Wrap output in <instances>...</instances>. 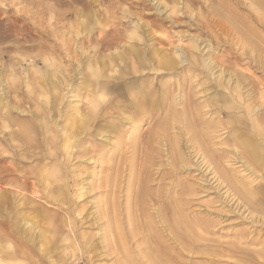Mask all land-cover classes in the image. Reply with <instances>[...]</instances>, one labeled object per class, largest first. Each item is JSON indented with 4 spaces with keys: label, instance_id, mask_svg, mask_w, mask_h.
Segmentation results:
<instances>
[{
    "label": "rangeland",
    "instance_id": "rangeland-1",
    "mask_svg": "<svg viewBox=\"0 0 264 264\" xmlns=\"http://www.w3.org/2000/svg\"><path fill=\"white\" fill-rule=\"evenodd\" d=\"M145 83L152 106L129 107ZM30 128L54 131L70 177L0 183V264H264V0H0V164L54 152L20 142ZM123 131L156 149L149 219L128 210L127 166L116 195L101 186ZM64 184L66 205L50 196Z\"/></svg>",
    "mask_w": 264,
    "mask_h": 264
},
{
    "label": "bare ground",
    "instance_id": "bare-ground-1",
    "mask_svg": "<svg viewBox=\"0 0 264 264\" xmlns=\"http://www.w3.org/2000/svg\"><path fill=\"white\" fill-rule=\"evenodd\" d=\"M108 31H109V29H108ZM110 33H111V31H110ZM197 49L198 50L200 49L198 45H197ZM195 59H198V58H195ZM164 62L167 65V60H165V58H164ZM214 65L215 64H214V61L212 59H209V58L203 59V67L205 68V70L207 72H209L212 75L215 74L213 72ZM220 75L221 74H219V77H220ZM113 83H114V81H113ZM145 85H147V83L144 84V86L138 91V93H136L132 96V98L130 100L129 107H133L135 109H143V108L152 106L153 97L151 94L152 93L151 88H147L148 86L146 87ZM108 91H110V90H108ZM140 98H142V99H140ZM223 100H225L224 97H223ZM111 106L112 105H110V104L103 105V103H101L100 100H94V105L92 108L93 109L97 108L98 110L95 111L96 112L95 115L98 117H101V116L106 115V110L109 109V107H111ZM90 109H91V107H90ZM27 122H29V121H27ZM72 124H74V127L76 126V118L73 120ZM29 125H31V124H29ZM54 135H55L54 131L52 129H47V128L41 129V135H40V129L39 128L38 129H31L30 128L29 132L25 131V133H22L21 137H19L20 142L27 144V146L33 145V144L34 145H42V146H45L46 148L48 146H54V147H56V149L54 150V152H50L49 150H47L43 154H41V156H38V157L33 158V159L23 160L20 157L24 156L25 154H20L19 158H17L18 160L23 161V162H29V163L35 162V164L33 166L34 168H32V170L31 169H26V170L20 169V167H18L16 165L8 167V166H3V165H5L4 163L0 164V169H2V168L5 169V171H0V183L4 184L8 181V182L12 183L13 185L14 184L18 185V183L21 182L22 185H25L28 183H32V181H30V179H34V180L41 182V183L42 182L46 183V182L52 181L56 185V183L58 184L61 180L69 178L70 173H69L68 168L66 167V165L68 164V162H67L68 160H67V157L65 155L64 148H59V146H56L57 143H56ZM118 137L119 138H117V140L112 144L115 148L114 154L112 155L111 152L109 150H107L105 153L106 156L102 157L103 159L100 160V162H99V164L101 163L100 164L101 171L105 172V171L111 170V177H109V174H107L106 178L104 179L101 186L105 188L104 191H105L106 195H111V194L116 195L115 192L119 188L118 187L119 185L117 184L118 180L120 179V177L122 176V173L124 171L123 167L127 166L128 169H130V171H131V173L129 175V180H128L127 185H126L127 186V195L129 197L128 210H130V212H131L134 209H138L141 211V214L146 217V219H149V215H148L146 207H145L148 203V200H149L148 196H150V198L153 199L154 203H157L158 201H160L158 196L155 194V191L149 187V182L152 180V173H151V165L153 163L152 159H153L154 153L156 151L155 147L151 145L152 137L148 136V135L146 137H143L142 139L136 138L133 136L127 137L126 131L118 132ZM96 148L97 147H94L93 150H96ZM83 151H85V149ZM83 151L81 150V152H83ZM62 156H64L63 159H62ZM27 157H30V156L27 155ZM109 157L112 158L111 159L112 162L108 161V160H110ZM7 158H8L7 156H0V162L6 160ZM51 162H55V164L57 163L61 166H64L63 169H64L65 174L63 177L61 175H60L61 177H59L57 175V173H54L49 168H47L48 164ZM97 162L98 161H96V163ZM9 173L12 174V177L10 179L5 178L6 175ZM112 177H113V179L110 181V178H112ZM59 178H62V179H59ZM25 186H27V185H25ZM61 188H62V190L58 193H53L54 191H52L50 193V196H51V199L53 201L58 202V203H62L63 205H66V202H68V200H67L68 199L67 185L66 184L61 185ZM6 189H7L6 185H4L1 190H6ZM79 192H80V190H79ZM10 194H11V192H10ZM84 196H85L84 192H80L77 194L78 199H81ZM41 198H42L41 196H37V195L30 196V199L33 200L34 203L40 201ZM133 198L135 199L134 201L132 200ZM164 202H166V201H164ZM0 203H2V204L4 203L3 198L0 199ZM167 203L168 202H166L165 204H167ZM181 206H182V204L180 201H175L171 205L167 204V209H170L171 211H173L174 214L177 215V216L173 217L174 226L182 227L184 229V227L188 228V226L190 224H189V221L186 219V216L181 211ZM1 209H3V207ZM109 222L107 224H109ZM25 223L26 224L30 223L31 226H35L34 221H32L31 219H26ZM148 225H149V223H148ZM186 234L188 237L195 239L194 238L195 235L192 233V231H188ZM0 237H1V235H0ZM154 238L159 239L158 236H155ZM131 239H133V238H131ZM210 240H213V239H210ZM22 245H23V243H22ZM5 246H7V242L6 243L3 242V244L0 243L1 249L4 248ZM24 246H21V247L16 246L15 251L12 253H9V256L14 258V259H17L18 257H22V256H24L25 258H28V259H31V258L33 259L34 255L31 253L30 250L25 249ZM246 254H247V252H246ZM34 261H35V264L40 263V261H37V262H36V260H34ZM213 261H217V260H213ZM28 264H31V263L29 262Z\"/></svg>",
    "mask_w": 264,
    "mask_h": 264
},
{
    "label": "crops",
    "instance_id": "crops-1",
    "mask_svg": "<svg viewBox=\"0 0 264 264\" xmlns=\"http://www.w3.org/2000/svg\"><path fill=\"white\" fill-rule=\"evenodd\" d=\"M0 243H1V242H0ZM5 243H6V242H5ZM2 244H3V243H2ZM9 247H11V245H10V244L7 242V246H5V247H4V248H2V249L9 248ZM15 247H16V246H14V248H13L12 252H14V251H15ZM2 249L0 248V250H2ZM12 252H10V251H9V252L7 253V255L9 256V253H12ZM9 258H10V256H9ZM11 258H12V257H11ZM31 260H32V258H31Z\"/></svg>",
    "mask_w": 264,
    "mask_h": 264
}]
</instances>
